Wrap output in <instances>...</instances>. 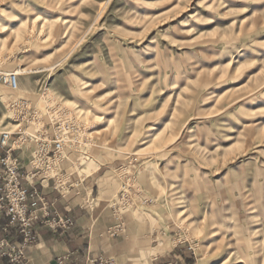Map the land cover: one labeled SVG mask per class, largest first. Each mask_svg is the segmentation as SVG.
Wrapping results in <instances>:
<instances>
[{
  "label": "rangeland",
  "instance_id": "374dc122",
  "mask_svg": "<svg viewBox=\"0 0 264 264\" xmlns=\"http://www.w3.org/2000/svg\"><path fill=\"white\" fill-rule=\"evenodd\" d=\"M15 70L0 132L74 121L60 168L100 169L120 222L149 209L188 264H264V0H0Z\"/></svg>",
  "mask_w": 264,
  "mask_h": 264
},
{
  "label": "crops",
  "instance_id": "0c3cea01",
  "mask_svg": "<svg viewBox=\"0 0 264 264\" xmlns=\"http://www.w3.org/2000/svg\"><path fill=\"white\" fill-rule=\"evenodd\" d=\"M31 151L24 145L16 153L25 164ZM62 169L69 178L66 189L55 190L52 181L41 180L37 188L51 205L48 218L60 217L69 223L52 229L41 221L25 251L26 264H87L86 258L99 257L112 258L117 264H188L175 247L164 250L153 238L148 240L147 232H153V215L147 208L128 217L120 230L115 228L111 208H104L100 201L109 195L99 192L100 169L83 176ZM99 194L103 195L101 199ZM6 222V218L0 220V238ZM141 230L145 233L140 234ZM12 240L20 238L13 235Z\"/></svg>",
  "mask_w": 264,
  "mask_h": 264
},
{
  "label": "built area",
  "instance_id": "2783aa9c",
  "mask_svg": "<svg viewBox=\"0 0 264 264\" xmlns=\"http://www.w3.org/2000/svg\"><path fill=\"white\" fill-rule=\"evenodd\" d=\"M19 70L0 72V83L10 91L19 89ZM10 109L15 121L29 122L36 118L29 113L25 102L18 98L10 100ZM50 129V133L48 131ZM74 121L67 120L45 126L34 133L21 130L0 132V220L7 222L1 227L4 234L0 238V264H26V249L35 238V227L43 221L52 229L64 227L69 223L60 217L48 218L51 205L37 188L38 181H52L53 188L61 191L68 185V176L60 168L67 135L76 130ZM34 144L32 156L23 163L17 150L30 143ZM42 176V177H40ZM127 195L121 192L118 200L111 205L112 215L117 221L116 229H121V217L126 209ZM15 235L20 241L12 240ZM87 264H117L112 258H86ZM174 264V263H168Z\"/></svg>",
  "mask_w": 264,
  "mask_h": 264
}]
</instances>
